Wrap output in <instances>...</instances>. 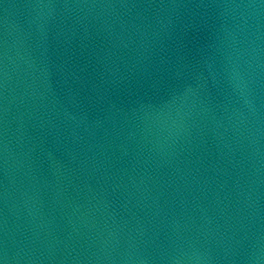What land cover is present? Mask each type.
Wrapping results in <instances>:
<instances>
[{"label": "water", "instance_id": "1", "mask_svg": "<svg viewBox=\"0 0 264 264\" xmlns=\"http://www.w3.org/2000/svg\"><path fill=\"white\" fill-rule=\"evenodd\" d=\"M0 260L264 264V0H0Z\"/></svg>", "mask_w": 264, "mask_h": 264}, {"label": "clouds", "instance_id": "2", "mask_svg": "<svg viewBox=\"0 0 264 264\" xmlns=\"http://www.w3.org/2000/svg\"><path fill=\"white\" fill-rule=\"evenodd\" d=\"M235 87L242 91L243 89V83L239 79L236 81Z\"/></svg>", "mask_w": 264, "mask_h": 264}, {"label": "snow or ice", "instance_id": "3", "mask_svg": "<svg viewBox=\"0 0 264 264\" xmlns=\"http://www.w3.org/2000/svg\"><path fill=\"white\" fill-rule=\"evenodd\" d=\"M0 264H3V261L2 260H0Z\"/></svg>", "mask_w": 264, "mask_h": 264}]
</instances>
